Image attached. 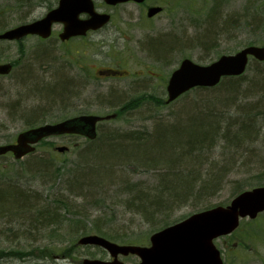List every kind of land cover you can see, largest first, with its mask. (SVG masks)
<instances>
[{
	"label": "rangeland",
	"instance_id": "rangeland-1",
	"mask_svg": "<svg viewBox=\"0 0 264 264\" xmlns=\"http://www.w3.org/2000/svg\"><path fill=\"white\" fill-rule=\"evenodd\" d=\"M153 1L164 7L160 15L149 19L146 7L121 5L96 41L61 44V27L55 26L47 42H0V63L16 64L9 76L0 77V145L14 142L33 119L39 126L80 114L104 116L127 102L116 120L99 125V137L106 139L93 146L82 137H54L19 163L11 155L0 158V251L5 255L0 264L106 260V251L79 246L78 241L97 234L118 244L147 245L153 234L171 224L211 207H227L238 194L264 187L261 96L234 102L260 105V115L252 122L254 137L247 131L239 134V148L228 146L222 136L236 134L230 126L238 116L233 117L235 108L215 107L224 115L214 120L217 132L186 158L187 149L180 146L186 136L178 127L189 119L178 116L186 114V107L176 111L194 101L195 93L178 105L156 106L166 98L168 79L183 59L207 65L246 46H263L264 28L252 25V18L264 20V0ZM51 2L0 0V23L11 28L38 19ZM106 67L126 75L95 77L94 68ZM65 83L66 97L61 91ZM248 123L249 118L244 120ZM63 145L69 152L55 153V147ZM158 149L161 154H151ZM173 152L182 158L180 163L169 155ZM157 156L174 163L158 162ZM36 162L46 169L31 170ZM170 187L183 189L171 194ZM17 200H22L19 208ZM42 208L60 209L55 223L42 227ZM215 245L226 264H264V213L242 220L232 235L217 239ZM126 264H139L138 258L129 257Z\"/></svg>",
	"mask_w": 264,
	"mask_h": 264
},
{
	"label": "water",
	"instance_id": "water-1",
	"mask_svg": "<svg viewBox=\"0 0 264 264\" xmlns=\"http://www.w3.org/2000/svg\"><path fill=\"white\" fill-rule=\"evenodd\" d=\"M110 5L144 0H105ZM84 6V7H83ZM92 9L91 0H61L59 9L49 13L47 17L31 25L21 26L0 35V39H21L28 34H38L44 38L50 35V27L54 22H63L66 25L62 40L72 36L84 34L87 29H97L110 20L107 15H93L88 22L78 20V14ZM160 8L150 9L148 16L160 12ZM249 56L264 61V47L251 46L232 56H222L218 61L201 66L185 59L179 68L172 73L167 86L170 103L179 96L196 87H214L223 77L240 76L248 65ZM11 65H0V74H8ZM115 118V115L106 119ZM103 120L97 116H83L67 120L55 125H44L21 133L16 145L0 147V155L13 152L16 159L35 150L32 145L40 140L61 134L82 133L90 139L96 138V124ZM65 152L66 147L57 149ZM264 211V188L246 192L236 198L228 208H216L194 215L190 219L170 227L152 237L151 249L138 247H119L99 237H86L82 244H97L108 249L113 255L129 252L138 254L142 258L141 264H222L220 254L213 245V239L232 233L239 225V217L250 216L255 218ZM84 264H113L100 261H85ZM115 264H121L115 262Z\"/></svg>",
	"mask_w": 264,
	"mask_h": 264
},
{
	"label": "trees",
	"instance_id": "trees-1",
	"mask_svg": "<svg viewBox=\"0 0 264 264\" xmlns=\"http://www.w3.org/2000/svg\"><path fill=\"white\" fill-rule=\"evenodd\" d=\"M252 19L254 21L252 25L256 27L264 28V20H257L256 17H253ZM0 28H1V25H0ZM61 91L63 93L62 95L66 97V95L68 94L66 93L67 92L66 83L63 85ZM194 93H195V96H194L195 100L192 102L190 101V102L184 103L182 106L178 108L179 110L176 112V115H177V113L182 108L186 107V110H187L186 114H182L180 112L178 116H184L189 119L186 126L178 125L179 131L180 133H182V136L183 135L186 136V138L183 139L184 142L180 144V146L183 145V147H186L187 149L186 152L184 151L186 153L184 157L185 158L188 157L187 155L191 154L193 150L197 151L200 148H202V146L205 144L208 137H210L213 132L215 131L217 132V129L219 128V126L217 125V122H215L212 118L208 117V114H209L208 112L210 111H211V114H215V115L219 113L220 110L215 107H220V108H225V109L235 108L233 117H236V116L238 117L234 119V123L230 127L231 129L233 128H235V130L237 129V132H235L236 134L233 136L232 135L229 136V134L225 132L222 136V140H224L228 146L239 148L240 147L239 145L241 144L239 143V139H240L239 134L241 135L243 133L251 134L252 132L251 128H253L254 126L252 125L254 124L252 122H255L256 120L255 118L259 117L260 113L258 109L260 108L261 104H264V63H256L255 66L252 67V69H250L249 74L246 76H241L238 78H226L220 84V86L214 89H195ZM208 93L212 94L210 99L207 97ZM256 96H261V100H260L261 103H259L260 105H257L258 103L257 104L252 103L251 105H246V106L238 105L237 106L234 103L237 101V99L245 100L247 98L256 97ZM220 116H224V115L221 114ZM248 118H249L250 123L245 125L244 120ZM213 122L214 124L210 125ZM36 124H37L36 122L29 123L28 127L35 126ZM208 124L210 125L209 128H208ZM255 133L252 132L251 138L254 137ZM101 140L102 139H100V141ZM180 146H178V148ZM178 150L179 149H177L176 151L178 152ZM110 153L114 154V152H110ZM154 153L161 154V151L160 149H158L157 151L153 150V153L151 154H154ZM169 155L176 156L178 154L177 153L175 154V152H173ZM182 155H183V151H182ZM173 158L177 160L176 163L177 162L180 163V160H182V158H179V156H176ZM157 160H159L158 162H162L163 160L165 161L166 164L174 163L172 160L163 159V158H160V156H157ZM153 162H155V160ZM34 165H37V166H32L31 168L33 169L31 170L40 172L46 169V166L44 163L36 162ZM146 165H153V164L150 163ZM75 186L77 187V182H75ZM192 188H193V183L190 182L189 187L187 188L188 194L192 191ZM169 189L172 194L173 189L177 193L178 189L181 191L183 188L170 187ZM13 195H16V193H13ZM15 203L17 205L16 208L17 207L19 208V206L22 204V200L21 202L17 200Z\"/></svg>",
	"mask_w": 264,
	"mask_h": 264
},
{
	"label": "flooded vegetation",
	"instance_id": "flooded-vegetation-1",
	"mask_svg": "<svg viewBox=\"0 0 264 264\" xmlns=\"http://www.w3.org/2000/svg\"><path fill=\"white\" fill-rule=\"evenodd\" d=\"M59 2H60V0H53V3L51 2V5H49V8H48L47 12H50V11L55 10L56 8H58ZM157 4H158V1L146 0L143 4H136V5L146 7V9L148 10L150 7H154ZM119 6H121V5H119ZM119 6L118 5H116V6L108 5L103 0H93V7H94V11L96 13L102 14V15H104V14L110 15L109 24L104 26L101 29H98V30H89L84 36L73 37V38H70L67 41L60 42V43L66 45V44H69L72 41H90L91 39L96 41V38L101 35V32L106 30V28L109 27V25L113 23V21H114V12L118 9ZM162 8H163V11H164V7H162ZM42 17H40V18H42ZM40 18H38V19H40ZM78 18H79V20H82L83 22H87V21H89L91 16H90L89 13H86L85 11H82V12H80ZM38 19H36V20H38ZM55 26H60L61 27V31L63 30V27H64L63 24H58V23L53 25V27H55ZM60 32L57 35L58 39H59ZM54 35H55V31L53 29L52 38L54 37ZM52 38H49L47 40H52ZM77 53H79V52H77ZM112 72L118 73V74L126 73V72H121L120 70H117V69H114V68H111V67H106V68H103V69L94 68L95 77H97L98 79H100V78L103 79V78H107V77L111 78V77H113L112 74H111ZM114 77H120V76L117 75V76H114Z\"/></svg>",
	"mask_w": 264,
	"mask_h": 264
},
{
	"label": "bare ground",
	"instance_id": "bare-ground-1",
	"mask_svg": "<svg viewBox=\"0 0 264 264\" xmlns=\"http://www.w3.org/2000/svg\"><path fill=\"white\" fill-rule=\"evenodd\" d=\"M217 116H220V115L219 114L215 115V114H211V113L208 114V117L212 118L213 120H215L217 118Z\"/></svg>",
	"mask_w": 264,
	"mask_h": 264
}]
</instances>
